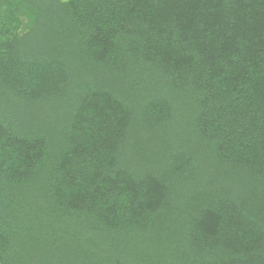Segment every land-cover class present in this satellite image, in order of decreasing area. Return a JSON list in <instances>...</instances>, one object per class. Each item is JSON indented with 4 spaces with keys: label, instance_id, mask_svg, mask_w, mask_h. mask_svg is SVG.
I'll return each mask as SVG.
<instances>
[{
    "label": "trees",
    "instance_id": "trees-1",
    "mask_svg": "<svg viewBox=\"0 0 264 264\" xmlns=\"http://www.w3.org/2000/svg\"><path fill=\"white\" fill-rule=\"evenodd\" d=\"M0 264H264V0H0Z\"/></svg>",
    "mask_w": 264,
    "mask_h": 264
}]
</instances>
